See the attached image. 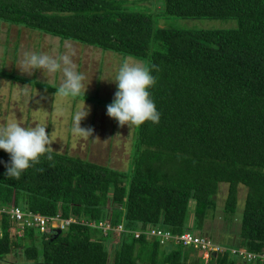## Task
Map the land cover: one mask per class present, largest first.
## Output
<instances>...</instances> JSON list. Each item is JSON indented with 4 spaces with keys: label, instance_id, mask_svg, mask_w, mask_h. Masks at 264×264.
Returning a JSON list of instances; mask_svg holds the SVG:
<instances>
[{
    "label": "trees",
    "instance_id": "16d2710c",
    "mask_svg": "<svg viewBox=\"0 0 264 264\" xmlns=\"http://www.w3.org/2000/svg\"><path fill=\"white\" fill-rule=\"evenodd\" d=\"M135 3L0 0V22L142 60L160 113L158 124L134 127L126 169L52 151L17 180L6 176L11 158L0 149V264L18 249L23 264H264L227 252L205 263L193 248L145 233L189 231L219 243L208 224L215 196L225 184L222 211L233 222L241 186L240 228L227 245L264 249V0H163L169 16L235 20L225 30L156 27L150 13L128 6ZM0 76L27 80L2 68ZM15 207L76 221L56 236L25 224L13 237Z\"/></svg>",
    "mask_w": 264,
    "mask_h": 264
},
{
    "label": "rangeland",
    "instance_id": "374dc122",
    "mask_svg": "<svg viewBox=\"0 0 264 264\" xmlns=\"http://www.w3.org/2000/svg\"><path fill=\"white\" fill-rule=\"evenodd\" d=\"M135 4L128 6L150 13L156 27L225 30L236 26L235 20L232 19H193L166 15L163 13V0H139V4L134 6ZM25 52L53 56L70 55L76 70L85 76L83 83L87 88L84 95L86 97H82L83 94L75 98L55 95V87L58 88L63 82L61 72L54 75L46 74L47 77L41 70H35L32 75L22 73L18 67ZM126 59L144 66L142 60L130 56L0 22V68L27 78L26 81H18L0 76V126L9 122H16L25 127L37 124L45 126L46 132L53 140L51 144L53 151L87 159L100 165L126 169L132 153L134 127L131 129L127 125L120 127L118 122L107 114V107L113 103L117 91L116 83L111 80L115 79ZM36 81L48 83L51 88H40ZM84 107L90 111L81 121V127L93 129L92 136L87 138L72 132L74 116ZM226 192V185H220L215 196L217 209L214 215L209 217L208 224L216 229L219 237H222L219 243L228 248L230 246L227 245L228 238H234V233L240 228L245 190L241 186L238 189L233 222L226 220L222 211ZM192 207L193 203L190 202L189 212L192 211ZM24 262L18 249L6 255L3 264Z\"/></svg>",
    "mask_w": 264,
    "mask_h": 264
},
{
    "label": "clouds",
    "instance_id": "9594fccd",
    "mask_svg": "<svg viewBox=\"0 0 264 264\" xmlns=\"http://www.w3.org/2000/svg\"><path fill=\"white\" fill-rule=\"evenodd\" d=\"M18 68L22 73L29 75L35 70H41L44 76L61 72L63 82L56 88L55 93L61 97L75 98L81 94L85 95L87 90L83 83L85 76L76 70V65L68 54L53 56L46 53L25 52ZM111 81L116 83L117 91L113 103L107 107V114L115 119L120 127L127 125L131 129L140 127L148 121L159 123L160 113L149 91L156 83L152 69L126 59L121 64L115 79ZM89 111L84 107L75 114L73 134L85 138L92 136L93 129L81 127V121L87 117ZM52 143L53 140L46 132V127L39 124L25 127L16 122H9L0 126V149L7 152L11 158L10 164L7 165L6 176L18 180L24 171L38 164L41 157L52 160Z\"/></svg>",
    "mask_w": 264,
    "mask_h": 264
},
{
    "label": "built area",
    "instance_id": "2783aa9c",
    "mask_svg": "<svg viewBox=\"0 0 264 264\" xmlns=\"http://www.w3.org/2000/svg\"><path fill=\"white\" fill-rule=\"evenodd\" d=\"M4 211L0 209L1 212ZM8 210H6L7 212ZM10 214L13 223L15 222L17 226H13L12 235L21 236L23 234V229L25 224L27 226H32L34 229L39 232H45L51 229H65L70 223L75 222L76 218L69 217L68 219L61 218L59 215H54L51 217H45L38 214H31L21 211L19 208L15 207L8 211ZM14 223V224H15ZM91 225H94L92 223ZM101 225V224H100ZM108 226H105L103 229L108 230ZM114 232L119 233L122 231V226H116L111 228ZM135 237H139L140 231L133 232ZM148 238H157L160 242L170 241L174 244L181 245L187 248H193L196 250L201 257L204 259V262L207 263L211 258L213 253H223L227 252L229 255L235 256L244 262H253V261H264V249L258 252L248 251L244 248L232 247L218 244L214 242L211 238L203 235L192 234L189 231L183 232L181 234H174L170 231H164L160 228H148L145 231Z\"/></svg>",
    "mask_w": 264,
    "mask_h": 264
},
{
    "label": "water",
    "instance_id": "95a60500",
    "mask_svg": "<svg viewBox=\"0 0 264 264\" xmlns=\"http://www.w3.org/2000/svg\"><path fill=\"white\" fill-rule=\"evenodd\" d=\"M60 232H61V231H60V229H55V231H54V233H55V236H56V235H58V234H60ZM212 256H213V257H215V256H216V254H215V253H213V254H212Z\"/></svg>",
    "mask_w": 264,
    "mask_h": 264
}]
</instances>
